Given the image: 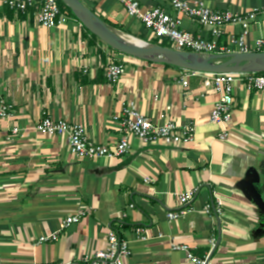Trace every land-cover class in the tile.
Instances as JSON below:
<instances>
[{
    "label": "crops",
    "instance_id": "crops-1",
    "mask_svg": "<svg viewBox=\"0 0 264 264\" xmlns=\"http://www.w3.org/2000/svg\"><path fill=\"white\" fill-rule=\"evenodd\" d=\"M82 1L119 32L154 38L128 15L125 0ZM139 1L147 8L163 4ZM202 1L244 17L258 11L247 35L249 49L257 51V41H264V0ZM180 16L184 30L212 38L209 27ZM241 31L240 24H227L219 45L232 47ZM110 55L78 19L68 16L47 28L34 10L17 13L0 0V98L12 106L9 118L0 117V264L81 259L103 248L111 229L131 242L125 264H192L174 245L210 256L208 264H264V90L238 83L223 140V127L210 119L219 95L204 90L203 73L123 54L116 57L125 73L112 83L105 74ZM130 99L155 123L194 125L193 141L131 137L127 154L89 158L72 153L63 136L35 130L45 117L65 119L82 125L93 141L115 147ZM190 191L193 198L182 205L179 196ZM219 201L220 213L206 212L208 203ZM80 211L81 220L58 240L41 241Z\"/></svg>",
    "mask_w": 264,
    "mask_h": 264
},
{
    "label": "built area",
    "instance_id": "built-area-1",
    "mask_svg": "<svg viewBox=\"0 0 264 264\" xmlns=\"http://www.w3.org/2000/svg\"><path fill=\"white\" fill-rule=\"evenodd\" d=\"M163 4L145 7L139 0H125L127 13L131 17L140 19L146 29L150 30L159 43L168 41L171 47L177 50L193 51L197 53H229L249 52L247 35L251 21L258 16V11H252L244 17L231 10H215L202 0H160ZM3 3L17 13L35 11L38 22L44 27H54L68 21V16L61 13L58 0H3ZM171 9L176 13L171 12ZM198 21L201 25L210 28L212 38L194 35L182 28L180 15ZM238 23L242 27L241 33L232 40V47L225 48L219 45V39L227 24ZM264 41L258 40L257 51H260ZM109 62L105 67V74L110 82H116L124 73L125 65L118 61L117 55L122 53L112 49ZM183 73H193L183 70ZM198 73V72H197ZM205 76L203 88L212 90L219 95L210 114L212 122L219 123L223 129L220 138L229 137L228 127L233 117L236 102L235 89L238 83H243L248 89L264 90V74L258 73H203ZM169 112L171 107H166ZM12 106L0 98V117L9 118ZM120 121V141L115 147L93 141L85 128L65 119L45 117L35 126V130L49 135L63 136L72 153L79 157L101 158L123 156L131 149L130 138L137 137L145 142L163 141L167 144H189L194 139L195 127L188 124L180 126L176 121L169 119L164 124H158L144 115L135 100L130 99L125 103ZM14 134H19L20 129L14 128ZM195 191L183 193L179 196L182 205L187 204L194 196ZM207 213L222 210L221 201L215 206L208 203L205 206ZM185 209L178 213H169V218L174 219L183 214ZM83 212L67 216L60 224L57 231L42 237L41 241L58 240L60 234L74 223L81 220ZM143 228L138 227L136 234L144 239ZM214 242V241H213ZM174 249L187 253L192 264H206L207 258L195 256L188 245H174ZM132 255L131 242L115 230L111 229L105 240L103 248L93 254H88L77 260H70L60 264H125Z\"/></svg>",
    "mask_w": 264,
    "mask_h": 264
},
{
    "label": "water",
    "instance_id": "water-1",
    "mask_svg": "<svg viewBox=\"0 0 264 264\" xmlns=\"http://www.w3.org/2000/svg\"><path fill=\"white\" fill-rule=\"evenodd\" d=\"M81 24L112 49L141 60L198 73L264 72V51L197 53L124 37L97 16L82 0H62ZM210 256L207 258L208 264Z\"/></svg>",
    "mask_w": 264,
    "mask_h": 264
},
{
    "label": "trees",
    "instance_id": "trees-1",
    "mask_svg": "<svg viewBox=\"0 0 264 264\" xmlns=\"http://www.w3.org/2000/svg\"><path fill=\"white\" fill-rule=\"evenodd\" d=\"M58 2H59V7H60V11H61V13H63V14H65V15H67V16H71V17H74V18H76L75 17V15L73 14V12H72V10L62 1V0H58ZM77 19V18H76ZM84 29H85V31L88 33V34H90L94 39H96V40H99L102 44H103V46H105L107 49H109V50H112V48L111 47H109V46H107L105 43H103L96 35H94L93 33H91L88 29H86L85 27H84ZM151 43H154V44H160V45H162V46H166V47H171V45H170V43H168V41H164V42H162V43H159V40L158 39H156V38H152L151 39ZM121 54V53H120ZM258 74H264V72H260V73H258ZM203 258H205V257H203Z\"/></svg>",
    "mask_w": 264,
    "mask_h": 264
},
{
    "label": "bare ground",
    "instance_id": "bare-ground-1",
    "mask_svg": "<svg viewBox=\"0 0 264 264\" xmlns=\"http://www.w3.org/2000/svg\"><path fill=\"white\" fill-rule=\"evenodd\" d=\"M119 33H121V32H119ZM124 37H126L127 39H129V40H133L134 42H138L136 39H134L132 36H130V35H127V34H124V33H121Z\"/></svg>",
    "mask_w": 264,
    "mask_h": 264
},
{
    "label": "rangeland",
    "instance_id": "rangeland-1",
    "mask_svg": "<svg viewBox=\"0 0 264 264\" xmlns=\"http://www.w3.org/2000/svg\"><path fill=\"white\" fill-rule=\"evenodd\" d=\"M143 40V39H142Z\"/></svg>",
    "mask_w": 264,
    "mask_h": 264
}]
</instances>
